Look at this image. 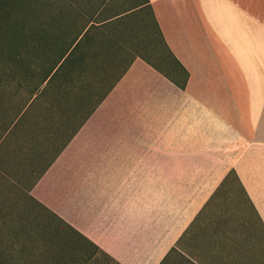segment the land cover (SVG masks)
I'll return each instance as SVG.
<instances>
[{"label": "crops", "instance_id": "crops-1", "mask_svg": "<svg viewBox=\"0 0 264 264\" xmlns=\"http://www.w3.org/2000/svg\"><path fill=\"white\" fill-rule=\"evenodd\" d=\"M91 4L1 96L3 189L109 264H264V0Z\"/></svg>", "mask_w": 264, "mask_h": 264}, {"label": "rangeland", "instance_id": "rangeland-1", "mask_svg": "<svg viewBox=\"0 0 264 264\" xmlns=\"http://www.w3.org/2000/svg\"><path fill=\"white\" fill-rule=\"evenodd\" d=\"M92 1L95 0H21L17 3L16 17L0 18V101L2 95L11 94L17 89L16 81L21 78L17 66H51L59 54L57 49L60 44L58 37H52L51 40V33L60 36L64 31L82 25L81 14L87 16L86 20L90 19L99 9L93 7ZM125 2L132 5L138 0ZM58 6L64 7L68 15L62 18L51 16ZM129 7L105 6L99 12V17ZM127 25H131L129 21ZM147 33L151 34L153 44L146 48L145 56L161 70L170 72L168 57L157 32L152 29V32L148 30ZM2 180L0 178L2 261L6 264H109L100 254L92 252L85 241L64 224L44 214L41 209L35 213L31 211L32 208L27 206L30 202L25 200L24 193L3 189L7 184Z\"/></svg>", "mask_w": 264, "mask_h": 264}, {"label": "trees", "instance_id": "trees-1", "mask_svg": "<svg viewBox=\"0 0 264 264\" xmlns=\"http://www.w3.org/2000/svg\"><path fill=\"white\" fill-rule=\"evenodd\" d=\"M19 1H21V0H0V18H13L14 16L16 17V13H17V11L16 10H18L17 9V3L19 2ZM68 13V11H64V7H59L58 6V9H56V12L55 11H53L52 13H51V16H56V15H58V17H60L61 16V18L63 17V15H68L67 14ZM82 16H83V14H81ZM81 16V17H82ZM87 24L86 23H83L82 25H78V26H75V27H73L72 29L74 30V31H76V33H80L81 31H83V29H84V27L86 26ZM89 29V28H88ZM87 29V30H88ZM28 33H31V32H28ZM77 35V34H76ZM76 36L75 37H73L72 39H70L69 40V43H68V46L66 47V48H64V50L62 51V52H60L59 54H58V56L55 58V60L52 62V64H51V66H53V65H55L57 62H58V60L61 58V57H63V55L65 54V49H67V48H69L72 44H73V42L74 41H76ZM228 175H234V177H235V172L233 171V170H230L229 172H228ZM63 224V223H62ZM69 230L71 229V228H69V226H67L66 224H64ZM0 264H6L4 261H2L1 260V258H0Z\"/></svg>", "mask_w": 264, "mask_h": 264}]
</instances>
